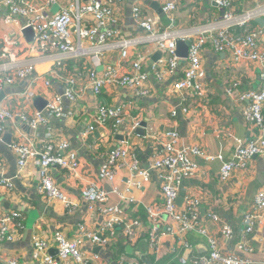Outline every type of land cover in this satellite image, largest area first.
Listing matches in <instances>:
<instances>
[{
	"label": "crops",
	"instance_id": "1",
	"mask_svg": "<svg viewBox=\"0 0 264 264\" xmlns=\"http://www.w3.org/2000/svg\"><path fill=\"white\" fill-rule=\"evenodd\" d=\"M46 0H19L17 4L28 8V5L39 6ZM76 0H57L56 5L50 8V13H56L61 6L74 4ZM85 0H80V3ZM144 15L157 17L160 25L171 29L173 33L181 34L186 38L201 29H208L217 24L221 12L214 3L204 0L201 4L192 5L190 0H178V9L174 14V22L169 23L161 18L160 0H139ZM1 2L3 5H1ZM263 3L262 1H259ZM130 0L117 2L112 6L114 19L110 27L118 31L122 39L140 38L143 34L132 20ZM255 0H234V11L245 12L247 8L255 5ZM7 6L0 0V70L9 63L7 53L17 54L16 65L33 67L32 71L24 78L2 84L3 98L0 107L20 115V110L28 112L37 111L34 99L39 97L47 104L46 98L63 94V80L67 75H73L78 69H85L89 62H62L64 71H58L55 58V47L27 40L21 29L26 23L24 17H13L9 14ZM159 12V13H158ZM242 12V13H243ZM256 23V22H255ZM91 25V24H90ZM86 24V26H90ZM96 25V22L92 26ZM257 27L261 26L257 24ZM261 29V28H260ZM263 42L259 47L264 48ZM73 43H76L73 37ZM6 51V56L4 52ZM139 52L144 57L142 70L149 75L146 83L147 96L138 98L128 90L112 88L104 90L98 97H92V92L87 88L77 102L70 103L64 98L62 107L70 111L69 118L55 119L48 117L46 124L31 130L23 124H5V133L0 136V179L14 178L17 174V159L11 146L18 141L30 142L40 151L46 144V135L57 132L59 139H67L70 149L79 159V170L76 177L69 179L65 171L52 169L53 177L58 188L65 194L70 206L65 207L56 200H46L38 194L39 166L30 160L23 170L22 177L13 179V189L9 192L0 191V209L4 213L17 210L21 213V228L19 235L10 242L0 243V264H7L8 259H14L17 264H34L33 241L40 239L47 242V253L56 256V249L52 239L55 232L62 233L67 239L74 240L80 236L81 228L94 232L101 225L103 218L97 209L90 211L87 204L80 197V190L88 183H96L101 164L107 155L116 147L121 146V135H109L103 130H96L92 134L85 133V127L94 114V109L100 103L116 106L120 102L130 103L131 119L146 122L144 136L134 134L127 139L130 151L136 157L141 169L148 168L149 161L156 150L155 138L161 139L163 133L175 130L179 143L182 145H195L200 147L205 156L213 158L206 161L203 157L196 158L198 165L196 174L182 180L178 187L177 207L184 206V197L191 195L199 201V215L201 218L209 213L220 217L221 221L232 230L228 240L219 239L223 253H233L247 259L250 264H264V211L258 213L257 224L250 235H244L245 216L251 211L255 194L264 190V157H254L247 168L234 172L227 182L219 180L221 161H227L234 153L238 140H248L254 137L253 132L243 121V108L246 102L238 100L240 95L247 91L258 89L260 86V67L257 64L244 62L233 64L225 52H215L207 44L201 52V68L204 72L202 80L203 97L196 99L186 91L177 92L173 85L182 78L181 72L186 70L187 61L181 59L176 73L162 80H156L151 72V65L162 59L163 54L158 52L154 45L137 44L130 51L132 60L135 53ZM160 53L157 57L156 54ZM2 57V58H1ZM161 57V58H159ZM103 67L116 68L121 62L118 51L104 53ZM121 64V63H120ZM85 65V66H84ZM100 68L99 70H101ZM166 71L165 65L160 67ZM52 71H54L53 74ZM126 71V64H122L121 72ZM14 73V71L12 70ZM3 73L0 72V80ZM55 76L54 79L52 78ZM61 77V78H59ZM50 80V88L44 86V81ZM79 87H84L86 82L77 81ZM32 95V99H27ZM46 106V105H45ZM172 112L174 114H172ZM264 118V109H263ZM15 118L14 121H18ZM11 135V143L7 145L3 136ZM125 140V139H124ZM60 154V151L57 150ZM132 161L124 162V168L118 169L113 184L107 181L97 182L98 186L109 193V203L121 206L122 213L142 223V229L135 239H127L122 228H117L115 235L110 239L106 248L94 254V249L99 246L92 245L85 238L80 247L87 257L97 255L103 264H156L165 261L166 264H180L178 258L189 251V258L208 254L206 239L197 233H188L184 239L189 249L180 246L176 234L177 225L171 224L172 234L165 232L169 226L167 220L160 216L161 232L157 247L151 248L147 231L149 223L145 207L156 204L161 207L160 183L155 175L149 183L141 189H132L129 194L124 191L129 181V171ZM116 188L123 196L131 198L130 201L118 202ZM210 229V226H208ZM241 245L242 250H238ZM176 249V252H173ZM72 264V263H70ZM89 264H94L89 262Z\"/></svg>",
	"mask_w": 264,
	"mask_h": 264
},
{
	"label": "built area",
	"instance_id": "2",
	"mask_svg": "<svg viewBox=\"0 0 264 264\" xmlns=\"http://www.w3.org/2000/svg\"><path fill=\"white\" fill-rule=\"evenodd\" d=\"M19 0H3V3L13 17H24L26 23L21 31L30 28L33 32V42L55 47L57 58L55 64L58 71H64V61L78 63L86 59L89 64L85 69H78L73 75H67L63 80V94L53 95L46 98L47 104L40 112H28L26 109L20 110V115H13V112L0 107V136L5 133V124L20 123L36 130L39 126L46 124L48 117L55 119L69 118L72 114L64 111L62 101L64 98L70 103L81 99L87 88L92 92V97H98L104 90L121 88L128 90L138 98L147 96L146 83L149 75L143 71L144 57L136 52L134 59L130 56V51L137 44H151L156 50L163 54L162 59L151 65V72L156 80L166 77L165 73L172 76L178 69L179 59L176 56L177 40L189 41L190 45L187 54L186 70L182 71V78L178 79L173 89L177 92L186 91L189 96L196 99L203 97L202 80L204 72L201 68V52L207 44H210L215 52H225L233 64L249 62L260 67V86L258 89L250 90L240 95L238 100L244 105L242 116L244 123L253 132L254 137L248 140H238L231 158L221 161L219 170V180L227 182L234 172L247 168L254 157H264V48L259 47L263 42L264 27L258 28L255 20L260 18L264 22V0H255V5L247 8L245 12L236 13L234 11L233 0H208L214 3L220 10L221 16L208 29H201L189 37L173 33L171 29L160 25L157 17L144 15L139 0H130L129 7L132 20L141 30L140 38L122 39L118 31L111 29L113 23L112 6L123 0H85L80 3L76 0L74 4L61 6L56 13H50V8L56 5L57 0H46L39 6L28 5V8L19 6ZM192 5L201 4L204 0H190ZM262 1L263 3H260ZM161 10L165 20L174 22V14L178 9V0H160ZM1 5L2 2H1ZM96 22V25L92 24ZM86 24H91L86 26ZM73 37L76 43H73ZM118 51L121 64L116 68L103 67L102 59L104 53ZM6 56V51L2 50ZM1 55V54H0ZM2 58V57H1ZM9 63L0 70V92L2 84L7 85L18 79L24 80L32 71L33 67L27 65L21 67L16 65L17 54L7 53ZM161 58V57H159ZM126 64V71L121 72L122 64ZM165 65L167 70L161 71L160 67ZM102 68L101 70H99ZM14 71V73L12 72ZM52 71L51 74H53ZM53 75V79H54ZM61 78V77H59ZM77 81H84L86 85L79 87ZM50 80L44 81V86L50 88ZM28 95L27 99H32ZM99 98V97H98ZM94 114L85 127V133L92 134L96 130H103L107 136L121 135V146L114 148L107 155L101 164L98 172L97 182L107 181L113 184L116 179L117 170L124 168V162L132 161L129 171V181L125 193L129 194L132 189H141L149 183L155 175L160 183V195L162 197L161 207L156 204L145 207L149 228L147 231L151 248L157 247L161 232L160 216H163L169 226L164 227L168 234L173 233L171 224L177 225L176 234L179 237L180 246L189 249L184 239L188 233H197L204 237L208 246V254L184 260L179 257L180 264H250V262L233 253H223L219 244V239L228 240L232 236L231 228L223 223L219 216L214 213L200 217L199 201L191 195L184 197V206L177 207L178 200L177 187L184 179L193 177L198 165L196 158L203 157L206 161L213 158L205 156L200 147L195 145H182L179 143L175 130H168L163 133L161 139L155 138L156 150L149 161L148 168L141 169L135 156L130 151L129 139L140 126V120L131 119L130 103L120 102L116 106H108L104 103L98 104L94 109ZM172 114H174L172 112ZM18 118V121H14ZM125 139V140H124ZM46 144L38 151L30 142L18 141L11 146L17 159V174L14 178L0 179V191L9 192L13 189V179L22 177L23 170L27 162L37 159L39 166L38 194L46 200H56L65 207L70 206L67 197L56 185L51 176L52 169L65 171L69 179L76 177L79 170V159L75 152L70 149L67 139H59L57 132H50L46 135ZM60 151V154L57 153ZM88 183L80 190L81 199L87 204L90 211L97 209L103 218L101 225L94 232H88L81 228L80 236L74 240L67 239L62 233L55 232L52 239L56 249V256L47 253L48 244L40 239L33 241V261L34 264H103L97 255L87 257L82 253L80 247L82 239L85 238L92 245L106 248L109 239L115 235L117 228H122V232L127 239H135L142 229V223L138 219H132L122 213L121 206L109 203V193L102 190L98 184ZM119 201H130L131 198L123 196L116 188L112 190ZM1 196V195H0ZM264 211V190L258 191L254 198L251 211L245 216L244 235H250L258 220V213ZM210 226V229L209 227ZM21 228V213L12 210L4 213L0 209V243L10 242L16 239ZM238 245L237 249L242 250ZM176 252V249H173ZM7 264H17L14 259H8Z\"/></svg>",
	"mask_w": 264,
	"mask_h": 264
},
{
	"label": "water",
	"instance_id": "3",
	"mask_svg": "<svg viewBox=\"0 0 264 264\" xmlns=\"http://www.w3.org/2000/svg\"><path fill=\"white\" fill-rule=\"evenodd\" d=\"M159 13V12H158ZM161 18H163V14H159ZM255 22L257 24H259L261 27H264V22L260 19V18H257L255 20ZM22 33L24 34V36L26 37L27 40L29 39H32V37L34 36L33 35V32L30 28H27L25 30L22 31ZM177 50H176V56L179 58V59H186L187 58V54H188V47H189V42L188 41H181V40H177ZM160 55V53H157L156 56L158 57ZM3 98V94L1 93L0 94V99ZM34 107L37 111H42V109L45 107L46 105V102H44L42 99H40L39 97H36L34 100ZM146 122L145 121H142L140 123V126L139 128L136 129L135 133L138 134L139 136H144V129L146 128ZM3 141L5 144L7 145H10L11 143V135L10 134H6L3 136ZM100 250V247H96L94 249L93 252H95L94 254H97ZM189 256V251H187L184 255H183V259L184 260H187Z\"/></svg>",
	"mask_w": 264,
	"mask_h": 264
},
{
	"label": "clouds",
	"instance_id": "4",
	"mask_svg": "<svg viewBox=\"0 0 264 264\" xmlns=\"http://www.w3.org/2000/svg\"><path fill=\"white\" fill-rule=\"evenodd\" d=\"M207 1H208V0H207ZM161 12H162V10H161ZM162 14H163V13H162ZM163 16H164V15H163ZM163 18L165 19V17H163ZM180 40H181V39H180ZM181 41H182V40H181ZM185 41H187V40H185ZM183 42H184V41H183ZM188 42H189V41H188ZM189 45H190V42H189ZM188 48H189V47H188ZM186 59H187V58H186ZM43 109H44V108H43ZM43 109H42V110H43ZM38 112H39V111H38ZM138 128H139V127H138ZM135 131H136V130H135ZM188 258H189V257H188ZM188 258H187V259H188Z\"/></svg>",
	"mask_w": 264,
	"mask_h": 264
},
{
	"label": "trees",
	"instance_id": "5",
	"mask_svg": "<svg viewBox=\"0 0 264 264\" xmlns=\"http://www.w3.org/2000/svg\"><path fill=\"white\" fill-rule=\"evenodd\" d=\"M115 232H116V230H115ZM109 241H110V239H109ZM156 264H166V263H165V261H161V262H158Z\"/></svg>",
	"mask_w": 264,
	"mask_h": 264
},
{
	"label": "rangeland",
	"instance_id": "6",
	"mask_svg": "<svg viewBox=\"0 0 264 264\" xmlns=\"http://www.w3.org/2000/svg\"><path fill=\"white\" fill-rule=\"evenodd\" d=\"M234 1V0H233ZM243 12V11H242ZM63 193V192H62ZM64 194V193H63ZM65 195V194H64Z\"/></svg>",
	"mask_w": 264,
	"mask_h": 264
}]
</instances>
